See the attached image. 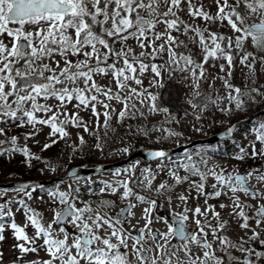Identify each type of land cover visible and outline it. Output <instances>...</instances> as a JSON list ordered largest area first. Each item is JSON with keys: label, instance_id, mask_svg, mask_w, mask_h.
Returning <instances> with one entry per match:
<instances>
[{"label": "snow or ice", "instance_id": "snow-or-ice-1", "mask_svg": "<svg viewBox=\"0 0 264 264\" xmlns=\"http://www.w3.org/2000/svg\"><path fill=\"white\" fill-rule=\"evenodd\" d=\"M215 4L216 13L212 15L196 0H0V37L8 38V43L0 39V125H3L0 136L5 137L0 140V155L21 154L27 167L32 166L33 159L41 160L26 143H18L19 137H8L13 126L31 127L33 131L24 137L27 141L36 134L37 125L50 129L51 144H45L42 150L57 143L58 139L70 137L68 128L71 126L94 135L97 140L95 148L102 152L104 141L99 131L103 128L107 135L111 113L116 112L110 102L122 105L118 122L142 115L133 101L144 105L148 100L149 111L167 112V109L156 107L155 94L143 88L138 90L129 83L142 86L143 81L139 77L149 70L154 74L150 82L153 85L163 70H168L170 74L189 73L188 78L192 80L197 98L201 96L200 81L206 79L204 64L209 59H223L231 69L234 48L240 63L255 71L256 56L246 52L244 44L250 38L253 46L264 52V0H234V3L215 0ZM182 12L192 21L191 24L182 19ZM244 13L249 16L259 14L260 23L246 24ZM197 20L206 24L226 22L236 34L234 40L233 37L211 32L207 27L201 28ZM158 26L162 30H157ZM174 33L183 36L192 34L190 42L204 53L201 63H197L191 53L179 51L187 49L188 45ZM129 40L136 43L140 49L138 53L127 45ZM116 44H120L119 50L115 48ZM164 54L168 56L167 61L162 59ZM158 60L159 63L156 62ZM261 63L264 64V58ZM220 68L223 71L224 65ZM228 74L231 75V72ZM98 76H110L115 90L97 83L95 78ZM225 86L230 89L229 104L236 109L242 108L247 102L244 92L227 81ZM252 91L264 95L259 89ZM49 100H55L56 104L47 103ZM189 103L200 111L208 106L207 103ZM69 105L72 111L68 110ZM98 105L104 109L103 112L98 111ZM81 110L90 111L95 118L94 130H90L81 117ZM259 129L256 138L264 144V124L259 125ZM164 131L169 137L177 135L168 129ZM232 132L233 127H229L224 135L229 136ZM141 134L147 135L148 130L141 131ZM78 140L81 145L84 144L83 136H78ZM72 147L74 152L78 150L76 145ZM118 151L128 153L130 149L124 147ZM148 155L161 162L169 158L164 150L150 151ZM248 155L253 159L258 155L264 156V149L257 152L252 145V151L248 153L241 148L233 158L243 160ZM210 159L200 156L194 160L188 154L185 160H170L175 167L168 168L167 173L174 184L163 182L154 189L157 195L171 203L172 197L168 193L176 185L186 183L190 176L199 177L192 180L188 190L195 191L194 197L184 194L177 197L182 203V211L176 214L179 226L175 229L163 217L152 216L159 207L157 200L136 192L131 186L136 183L137 169V165H131L124 170L129 180L101 181L98 191L88 187L90 195L110 193L129 201L115 217L106 213L102 215L93 208V204L96 209L110 207L112 202L81 200L79 188L69 184L68 191H60L56 185L48 191V197L53 204L62 207L53 209V219L45 226L40 213L28 204L37 189L44 190L43 185L22 183L11 189H0V241L5 239V230H10L16 241L13 247L19 253L14 264H131L129 248L138 264H258L264 258V250L257 249L254 244L259 242L264 249V239L257 230L264 224V204L256 206L249 215L245 209H252L253 205L244 203L237 193L253 200H264V192L249 187L251 179L264 182V169H253L244 174L226 172L218 165L209 166ZM44 164L42 172L55 171L50 162L44 161ZM180 169L188 175H179ZM159 171H165L164 167L161 166ZM113 175L121 173L117 171ZM209 176L215 180L211 192L206 191ZM155 178V174L145 168L140 182H146V188L153 191ZM73 179L77 177L73 176ZM9 191L17 195L8 199ZM222 195L228 197L231 204L221 203L219 208L231 207L230 215L245 231V235L238 239L222 234L228 222L221 220L216 206L208 203ZM200 197L204 198L203 207L187 206L190 199L198 200ZM132 200L149 205L143 210L142 227L130 224L128 219L134 216L132 210L136 205ZM78 203L82 207H77ZM18 212L24 217L23 225L16 222ZM190 218L193 227L185 223ZM156 221L163 222L167 231L154 229ZM249 221H254L255 228ZM125 224L130 225L131 231L124 227ZM30 227L32 235L28 234ZM248 232L251 235H247ZM173 240L178 242L177 245H173ZM193 246L200 250V255L193 252ZM40 251H44L48 258L26 259L29 254L38 255ZM233 251L240 255H233ZM179 253H183V258ZM2 260L3 253L0 252Z\"/></svg>", "mask_w": 264, "mask_h": 264}, {"label": "rangeland", "instance_id": "rangeland-1", "mask_svg": "<svg viewBox=\"0 0 264 264\" xmlns=\"http://www.w3.org/2000/svg\"><path fill=\"white\" fill-rule=\"evenodd\" d=\"M196 2L202 3L205 11L209 12L212 15L216 13V4L215 0H196ZM229 3H234V0H229ZM186 8V5H183ZM182 19H185L188 23L192 21L187 17L185 13H180ZM245 23L253 24L255 22L261 21V16L259 14L249 16L248 13H244ZM196 23L201 27H207L211 32H215L224 36L235 38V33L227 26L226 22L221 24L220 22H214L211 24H206L202 20H197ZM31 30V29H29ZM157 30H162L161 26H158ZM178 39L183 40L185 44L188 45L187 49H179V51H184L186 54L191 53L192 58L196 60L197 63L203 61L204 53L200 50L197 45H194L190 42L191 33L188 36L178 35ZM207 35V33H205ZM5 43H8V38L0 37ZM129 47H132L137 53L140 51L136 43L132 40L127 42ZM120 44H116L115 48L119 50ZM244 49L248 53H252L256 56V65L255 71H251L248 67H245L240 63L239 56L236 54L235 49L233 48V66L230 69L227 65V62L223 59L212 60L209 59L207 63L204 64V70L206 74V79L200 81L199 92L201 96L199 98L194 96L192 80L189 77L187 72H176L170 74L168 70H163L161 76L155 78L157 83L155 85L150 82L154 79V74L149 70L144 73L143 76L139 78L143 81L142 86L136 85L132 82H129L131 87H135L138 90L147 89L149 92H152L156 95L157 99L155 100V105L158 109H167V112L164 111H149L148 100H145V104L141 105L137 101V109L142 115H137L134 118H126L122 122H118V112L122 105L116 103L115 101L110 102L111 107L116 109V112L111 113L112 119L109 122V128L107 130V135H105V130L103 128L99 131V136L104 141L103 151H97L95 145L97 143L96 137L84 132L83 129L72 128L69 126L68 131L71 133L70 137L65 139H58V142L52 144L51 147L46 150H42L45 144H51L49 139L50 129L46 126L37 125L36 134L25 141L24 137L27 133L32 132L31 127L17 128L12 127L8 132V137L13 135L19 137L18 143L24 145L25 143L29 147L32 153L37 156H40L41 160L33 159L31 161L32 166L27 167L23 160L25 157L21 154H14L12 156L0 155V182H9V181H26L29 180L25 176H30L36 180H49L52 178H58L65 175L69 169L77 165H89L95 163H106L112 162L115 160L123 159L127 157L131 150L137 148H171L181 145L182 143H187L196 138H203L209 136L220 130L228 128L233 123L249 116L254 111L264 106V95H260L257 92L252 91V89H259L261 92H264V64L261 63L262 58H264V52L258 51L249 38L245 44ZM82 59V57H80ZM76 59V58H71ZM164 61H167L168 56L164 54L162 57ZM159 63L160 61H156ZM224 65V70L221 71L220 66ZM63 66V65H61ZM231 72V75L228 73ZM97 83L102 86H109L115 90V84L112 82L111 77L98 76L95 78ZM225 81L228 84L240 88L244 92V99L247 101L242 108L236 109L234 105H230L228 101V95L230 89L225 86ZM124 93H122L123 95ZM235 95V93H233ZM102 98V97H101ZM210 98V99H209ZM215 100L216 103L213 104L212 101ZM189 101H194L195 103H207V108L203 111L194 109ZM43 102V101H42ZM47 103L55 105V100H49ZM98 111L103 112L104 109L97 106ZM231 109L230 111H221L220 109ZM69 111H72L71 105H69ZM81 117L88 123L90 130H94L95 118L92 116L90 111L81 110ZM199 116V119L196 117ZM101 124H103V116L100 118ZM255 126H248L247 129L241 133H236L231 140H227L219 144L218 146H199L194 148L192 158L198 160L200 156L210 157L209 166L218 165L220 169H224L226 172L235 171L246 173L249 170L253 169H264V156H257L255 159L251 158L250 155L245 156L243 160H237L233 157L240 152L241 148H244L248 153L252 151V145H255L257 152H260L264 149V144H261L257 141V134L260 131L259 125L264 124V118L260 119L257 122H254ZM3 125H0L2 127ZM165 129L171 130L174 133H177L175 136H167ZM140 130V131H138ZM148 130L147 135L141 134V131ZM78 136H83L84 144H80ZM163 137V138H162ZM162 138V139H161ZM5 139L4 136H0V140ZM72 145H76L77 151H73ZM128 147L130 151L125 153L123 151H118ZM199 154V156L197 155ZM16 157V159L14 158ZM186 156L182 157H170L162 162H157L152 165H144L139 160L135 161L129 165H126L120 169H114L112 172L104 173L103 175L92 176L88 178H77L71 179L70 181H56L52 183L50 188L44 189L41 191L37 189L33 193V197L28 204L34 210H36L43 217L42 223L47 226L48 223H51L53 219V209H59L62 206L59 204H53L48 197V191L52 190L54 186L58 185L60 191H68V185L71 184L73 188L80 189V199L93 202L96 200H107L112 202L110 207H104L100 209L93 208L96 211H99L102 215L107 214L109 216L115 217V215L122 209L127 206L129 203L128 200H123L119 195L105 194V195H90L88 187L97 190L101 187V181L115 182L117 180L124 181L129 180L130 177L124 173L125 169H128L131 165H137L135 171L136 183L131 186L138 193H141L145 196L151 197L158 201L159 207L156 208L152 216L163 217V211H168V214H178L182 211V203L177 199L180 194L190 195L191 197L195 196V191L192 190L189 192L190 185L192 180H198L199 177H189V180L186 183L176 185L174 189L168 193L172 197V202L169 203L168 200L159 196L155 193L154 189L163 182L169 184H174L172 178L169 177L167 169L170 167H175V165L170 163L171 161H180L185 160ZM197 158V159H196ZM20 160V161H19ZM44 161L52 162L51 164L55 168V171L41 169L45 168ZM138 162V164H137ZM163 166L165 171H159L160 167ZM28 168L27 173L25 168ZM149 168L156 178L153 181L152 188L153 191H149L146 188V182L141 183L140 180L144 175V169ZM202 171L205 169L202 167ZM119 171L121 175L114 176L113 173ZM179 175L184 176L188 175L183 169L179 170ZM30 178V179H31ZM215 183V180L209 176L206 182V191L211 192V185ZM250 187H255L260 191L264 192V182H258L255 179H251L249 182ZM15 192L9 191L7 198L11 199L16 196ZM231 195V194H229ZM240 196V199L244 203L253 205L252 209H245L249 213L255 210V207L259 204H264V200H253L248 197H245L243 193H237ZM136 206L132 210L134 216L129 217L130 224L137 225L138 227L143 226V210L149 207L148 204H141L138 201L132 200ZM210 205H215L216 210L220 212V218L223 221H227V228L222 234L229 236V238H239L245 235V231L240 229L238 223L230 215L232 209L231 207H226L225 209H220L219 204L223 203L230 205L231 201L226 196H221L218 199L209 200ZM199 205L204 206V198L200 197L197 199H190L188 202V207H193ZM16 206H14L15 209ZM77 207H82L81 204H77ZM165 219V218H164ZM167 220V219H165ZM16 222L23 225L24 217L21 212L16 213ZM168 224L172 223L167 220ZM192 224L191 218L187 221ZM251 227L255 228L254 221H249ZM215 224V221H213ZM125 228H128L131 231L130 225L125 224ZM154 229H158L161 232L167 231V226L160 221H156L153 224ZM71 231V229H69ZM261 232V239H264V224L261 225L260 229H257ZM28 234H33V229L30 227L28 229ZM134 234V233H133ZM247 235H251V232H248ZM5 239L0 241V252L3 253V260L0 261V264H14L15 258L19 253L14 249V240L10 230H5L4 233ZM173 245H177V241L173 240ZM131 244V241H129ZM254 246L257 249L264 250L261 248L259 242H255ZM175 249L173 248V251ZM193 252L197 255H200L201 252L199 249H196L193 246ZM124 251V249H121ZM219 254V252H218ZM181 258H183V253H179ZM233 255H240V253L233 251ZM47 255L44 251H40L38 255L29 254L27 260L35 259H47ZM129 260L131 264H138V262L132 257L131 250L129 248ZM83 264V262H82ZM258 264H264V258L258 261Z\"/></svg>", "mask_w": 264, "mask_h": 264}, {"label": "water", "instance_id": "water-1", "mask_svg": "<svg viewBox=\"0 0 264 264\" xmlns=\"http://www.w3.org/2000/svg\"><path fill=\"white\" fill-rule=\"evenodd\" d=\"M260 116H264V109L261 110V111H259V112H257L253 116H251L248 120H245V121H242V122L237 123L236 125H233L232 126L233 127V130L235 128H237L238 126H240L241 124H243V123H245L247 121H250V120H252L255 117H260ZM225 132H226V130L225 131H222V132H220V133H218L216 135H213V136H211L209 138H206V139H203V140H196V141L191 142L190 144H188L186 146H182L180 148L171 149V150H164V151H166L168 154H170V153H174V152H177V151H181V149H186L188 147H192V146L197 145V144H200V143H213V142H218L220 140H223V139H226V138L232 136V134H233V132H232L231 135L225 136L224 135ZM150 151H155V150L140 151V152L135 153L133 156H131L127 160H124V161H121V162H117V163H113V164H108V165L98 164V165H96L93 168H86L84 166H78V167H75L72 170H70L69 173H72V176L84 175V174H87V173H99V172H102V171H105V170L109 169L112 166L122 165V164L128 162L129 160H131L134 157H142V158H144L147 161H151V160H154V159H152L148 155V153ZM69 173L65 177H63V179L64 178H67V177H71V176H69ZM22 183H31V184L36 185V184H39L40 182L30 181V182H9V183H1L0 184V187H2V188H8V187H12L14 185H19V184H22ZM174 220H175V223H176V227H178L179 225H178V222H177V218H174Z\"/></svg>", "mask_w": 264, "mask_h": 264}, {"label": "trees", "instance_id": "trees-1", "mask_svg": "<svg viewBox=\"0 0 264 264\" xmlns=\"http://www.w3.org/2000/svg\"><path fill=\"white\" fill-rule=\"evenodd\" d=\"M32 165V164H31ZM25 168V167H24ZM24 170H26V173H27V170H28V168H25ZM26 178H31L30 176H25ZM31 179H33V178H31Z\"/></svg>", "mask_w": 264, "mask_h": 264}]
</instances>
